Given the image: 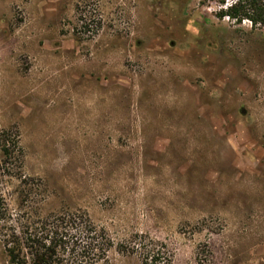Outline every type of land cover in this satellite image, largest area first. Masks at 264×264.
I'll return each mask as SVG.
<instances>
[{
	"label": "rangeland",
	"instance_id": "374dc122",
	"mask_svg": "<svg viewBox=\"0 0 264 264\" xmlns=\"http://www.w3.org/2000/svg\"><path fill=\"white\" fill-rule=\"evenodd\" d=\"M215 10L0 0V264L63 214L106 232L95 264H264V30Z\"/></svg>",
	"mask_w": 264,
	"mask_h": 264
},
{
	"label": "trees",
	"instance_id": "16d2710c",
	"mask_svg": "<svg viewBox=\"0 0 264 264\" xmlns=\"http://www.w3.org/2000/svg\"><path fill=\"white\" fill-rule=\"evenodd\" d=\"M201 4H213L218 20L237 25L248 22L252 31L264 30V0H201ZM9 140L7 131H0V158L5 167L20 152L18 139ZM1 200L0 195V209ZM55 228L61 232L48 231L45 238L23 233L7 243L8 264H95L113 247L106 232L97 229L86 214H63Z\"/></svg>",
	"mask_w": 264,
	"mask_h": 264
}]
</instances>
